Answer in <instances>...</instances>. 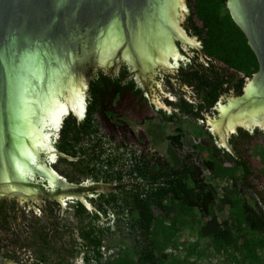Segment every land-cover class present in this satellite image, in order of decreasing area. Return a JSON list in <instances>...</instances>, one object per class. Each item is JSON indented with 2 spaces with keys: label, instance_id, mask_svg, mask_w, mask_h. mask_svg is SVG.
I'll return each mask as SVG.
<instances>
[{
  "label": "trees",
  "instance_id": "16d2710c",
  "mask_svg": "<svg viewBox=\"0 0 264 264\" xmlns=\"http://www.w3.org/2000/svg\"><path fill=\"white\" fill-rule=\"evenodd\" d=\"M186 1L184 26L199 38L205 61L196 53L180 64L175 84L166 76L165 87L176 96L165 99L172 111L157 109L158 123L148 115L141 121L150 122L154 145L168 141L167 154L137 147L125 133L103 130L102 120L120 118L115 103L124 93L152 108L127 65L122 63L116 73L87 72L85 114L64 117L53 142L60 154L52 166L77 185L132 184L94 192L85 197L86 203L74 195L65 207L44 198L39 212L15 199H1L3 257L18 264H205V258L208 264H215L213 259L264 264V186L241 147L248 148L264 130L238 127L228 139L232 152L218 145L204 124L221 94L241 92L245 78L258 70V61L226 0ZM183 84L189 92L182 90ZM183 116L199 124L192 131L201 139L192 151H181V125L165 132L166 123ZM203 150L207 157L197 160ZM260 155L264 159V147ZM258 170L264 174V167ZM223 179L227 183L219 187L215 182ZM218 188L230 196L228 207L224 197H219L223 207L216 202ZM185 229L192 239L182 238Z\"/></svg>",
  "mask_w": 264,
  "mask_h": 264
},
{
  "label": "water",
  "instance_id": "95a60500",
  "mask_svg": "<svg viewBox=\"0 0 264 264\" xmlns=\"http://www.w3.org/2000/svg\"><path fill=\"white\" fill-rule=\"evenodd\" d=\"M225 7L259 65L239 94H221L207 115L218 119L219 106L235 98L218 131L209 122L233 152L228 137L240 124L264 125V0H226ZM185 19L182 0H0V200L39 212L44 198L63 207L74 195L86 203L94 192L132 184L67 181L49 167L52 153L60 154L53 142L67 113L84 116L87 72L116 73L127 62L153 88L163 71L158 65L172 66L181 49L200 50ZM154 67L153 79L145 81L142 74ZM0 264L18 263L0 254Z\"/></svg>",
  "mask_w": 264,
  "mask_h": 264
},
{
  "label": "rangeland",
  "instance_id": "374dc122",
  "mask_svg": "<svg viewBox=\"0 0 264 264\" xmlns=\"http://www.w3.org/2000/svg\"><path fill=\"white\" fill-rule=\"evenodd\" d=\"M190 2L192 5L194 4V0H190ZM183 9H184L185 17H186L189 12V7H188L186 0H183ZM197 39L199 40V38ZM122 63H125L127 67L130 69L129 76H133L137 84L145 88L143 83L140 81L139 77L135 76V74L133 73L132 67L129 63L121 62L118 65L117 71L119 69V66ZM173 65H174L173 67L174 70L176 66H179L178 62L177 63L174 62ZM173 68L172 70H170L171 72H173ZM163 71L168 72L167 70H164V69ZM115 104H117V109L120 111V118L118 116V117H114L112 120H107V119L102 120L104 131H114L118 135H123L125 133L130 143L136 145L137 147L143 148V147L148 146V147H151L152 150H155L158 153H160L161 155L167 154L168 141L164 140L160 142L159 145H154L153 142L151 141L150 136L148 135V127L150 126V122L148 120H146L144 123L141 122L144 116L146 115L153 116V120H152L153 123H158L160 121L157 111L154 109V107L151 108L149 105L144 106L138 103L136 97H133L131 92L122 94L120 97H118ZM116 121H120V122L115 124ZM178 125H181L184 129L183 147L181 148V151L182 152L192 151V149H194L192 145H194L195 143H198L201 139L200 137H196L197 135H195L194 132L192 131L193 129H200L199 124L193 121L192 119H190L189 117H180L175 122L166 123L164 126L165 132L172 133L175 127ZM245 127L249 129V132H252L254 129V127H248V125H245ZM259 129L264 130V126H259ZM211 132L214 135L213 130H211ZM221 144L223 143L218 142V145H221ZM243 146L244 145L242 144L241 147H242V151H244L243 153L249 155L251 167L255 169L254 170L255 176L257 175L259 177L258 179L259 181L258 180L257 181L258 183H260V187L264 186V174H260L258 170L264 167V164H263L264 159L260 155V151L264 147V134L261 136L255 137L254 141L252 142V144L248 146V148H245V147L243 148ZM195 152L197 153V151ZM198 153H199V157L197 158V160H201L202 158L207 157V154H208L206 150L198 151ZM204 174L207 175L208 172L204 171ZM252 182L254 183V180ZM215 183H218L219 187H221L222 185H226L227 180L223 179L221 181H216ZM228 184H231V181L228 182ZM248 194L251 196L249 192ZM219 197H224L226 199V202L224 204L225 206L219 201L220 199ZM230 201H231L230 196L222 192V190L220 189L218 196L216 198V202L218 203V205L221 207L224 206L225 208V207H228V203ZM189 232H190L189 229H185L183 233L181 234L182 238L189 237L190 239H192L193 236H191ZM201 262L208 264L209 261L208 259L205 258V259H202ZM220 262L221 260L213 259V263L215 264H220ZM80 264H82L81 261H80Z\"/></svg>",
  "mask_w": 264,
  "mask_h": 264
},
{
  "label": "flooded vegetation",
  "instance_id": "af4514ba",
  "mask_svg": "<svg viewBox=\"0 0 264 264\" xmlns=\"http://www.w3.org/2000/svg\"><path fill=\"white\" fill-rule=\"evenodd\" d=\"M181 52H182V54L178 58L179 66H176L175 70L173 68V70H174L173 72H171V71H168V72L161 71V72H159V74L156 76V79L154 80L153 88H149V87L143 88V87H141L139 85L142 88V90H143V94L148 98V102L150 104H152V107H154L155 110L162 109V110L167 111V112H171L172 111V107L170 106V104H168L165 101V99L169 100V101H174L176 96L173 93H171L169 90L166 89V87H165V77L166 76L168 77V79H170V81L172 83L175 84L177 82L176 81V77H177L176 75L179 72L180 64L182 62H184V61H187L189 56H195L196 53H199V58H200L201 61H205L201 46H200V50H196L194 48L189 47L187 50L181 49ZM181 56H182V58H181ZM172 67H174V65ZM181 86L183 88L182 90H184L185 92H189L190 91V88L187 85L183 84ZM157 101L162 103V105H156L155 102H157ZM163 105H167L170 108V110L169 109L167 110V108H165ZM207 115L204 118V124H205V127L207 129H209L210 132H211L212 128H211V125L209 124V120L207 118ZM183 117H185V116H183ZM178 119L179 118L177 117L176 120H178ZM241 127L249 130L245 126H241Z\"/></svg>",
  "mask_w": 264,
  "mask_h": 264
},
{
  "label": "bare ground",
  "instance_id": "6f19581e",
  "mask_svg": "<svg viewBox=\"0 0 264 264\" xmlns=\"http://www.w3.org/2000/svg\"><path fill=\"white\" fill-rule=\"evenodd\" d=\"M182 4H183V0H182ZM195 44H196V42H195ZM183 56V55H182ZM171 62V61H170ZM170 62H167V63H164V64H161V65H158V68H163V69H165V70H172V66H171V64H170ZM174 62H178V59H176V60H174ZM180 63V62H179ZM157 67V66H156ZM174 71V70H173ZM154 73H155V67L154 68H152L151 70H149V71H147V72H145V73H143L142 75H143V77L146 79L145 81H147V80H151V79H153V77H154ZM235 98H233V97H231V98H229V101H228V104L227 105H224V106H219V114H220V116L218 117V119H214L213 121H211V119H209V122L211 123V125H212V127H213V129H215V130H217L218 131V123H219V121H220V119H221V117H222V114L224 113V111L228 108V106L233 102V100H234ZM156 103V105H162V103H160V102H155ZM84 107H85V101H84ZM168 110V109H167ZM67 112V111H66ZM240 125H243V124H240ZM246 125V124H245ZM260 126H264V125H260ZM248 127H254V125H248ZM220 135H222L221 133H220ZM223 142V141H222ZM54 153H52V156H51V160H54ZM53 167V166H52ZM70 200V199H69ZM17 204V203H16ZM65 207V206H64Z\"/></svg>",
  "mask_w": 264,
  "mask_h": 264
},
{
  "label": "clouds",
  "instance_id": "9594fccd",
  "mask_svg": "<svg viewBox=\"0 0 264 264\" xmlns=\"http://www.w3.org/2000/svg\"><path fill=\"white\" fill-rule=\"evenodd\" d=\"M86 96H87V93H86ZM85 101H86V97H85ZM86 106V105H85ZM163 106H167V105H163ZM168 107V106H167ZM166 108V107H165ZM168 109H170V108H168ZM86 110V109H85ZM68 114V113H67ZM66 114V115H67ZM84 114H85V111H84ZM65 115V116H66ZM64 116V117H65ZM64 119V118H63ZM62 124V123H61ZM214 132V131H213ZM235 132V131H234ZM212 133V132H211ZM215 135V134H214ZM216 136V135H215ZM216 140H217V137H216ZM219 141L217 140V143H218ZM220 146H222V145H220ZM57 160V157H55L54 158V160H52L51 162H50V164H49V167H51L55 172H57L58 174H60L57 170H55L53 167H52V164L55 162ZM61 175V174H60ZM67 199H65V201H66ZM25 204V203H24ZM24 204H20V205H24Z\"/></svg>",
  "mask_w": 264,
  "mask_h": 264
}]
</instances>
